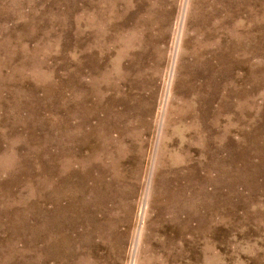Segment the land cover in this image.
Here are the masks:
<instances>
[{
  "label": "rangeland",
  "instance_id": "obj_1",
  "mask_svg": "<svg viewBox=\"0 0 264 264\" xmlns=\"http://www.w3.org/2000/svg\"><path fill=\"white\" fill-rule=\"evenodd\" d=\"M91 1L0 0V264H30L45 255L46 155L50 152L55 172L63 96L71 99L78 82V14L88 12ZM182 5L183 0L139 1L138 16L149 25L141 31L144 42L130 72L135 79L140 76L139 82H152L142 94L152 111L141 112L137 120L142 147L126 151L114 169L119 175L105 220L110 229L102 223L93 238L83 241L86 264H132L133 240L141 227L136 264H264V0L200 2L199 15L207 23L198 21L201 44L188 46L189 60L203 52L204 40L208 51L203 55H218L211 82L220 85L213 104L219 120L207 118L200 137L190 142L192 172L180 182L175 174L167 178L172 186L186 188L176 214L164 209L157 217L165 198L156 192L159 179L151 170L155 120L165 100ZM191 33L187 29L185 39ZM108 46L105 65L99 66L114 79L117 54ZM126 72L113 82H135ZM189 74L179 79L180 87L204 82ZM212 90L207 83L205 94ZM150 177L155 190L148 191Z\"/></svg>",
  "mask_w": 264,
  "mask_h": 264
},
{
  "label": "bare ground",
  "instance_id": "obj_2",
  "mask_svg": "<svg viewBox=\"0 0 264 264\" xmlns=\"http://www.w3.org/2000/svg\"><path fill=\"white\" fill-rule=\"evenodd\" d=\"M139 1L92 0L89 11L81 10L78 14V82H74L71 99L68 95L63 96L59 162L55 172L50 152L46 155L45 214L48 229L43 250L45 255L40 261L31 258L30 264H49L52 260L54 264H70L74 259L73 264H86L81 255L86 243L83 241L93 238L95 228L102 223L105 230L110 227L105 220L111 212L107 204L119 175V170L114 169L120 166L126 151L142 147L137 120L144 116L141 112L152 111L142 96L152 82H139L140 76L137 74L135 79L130 72L137 59L133 56L144 42L141 31L149 25L148 19L138 16ZM200 2L183 0L172 63L166 70L169 82L166 83L165 100L156 115L151 170L157 171L159 179L154 185L156 192L165 198L157 217L164 209L169 214H176L183 201L182 190L186 188L184 185L179 188L172 186L167 178L175 174L180 182L192 172L194 165L189 163L187 153L190 142L200 137L198 130L207 118H212L215 124L219 120V108L214 111L213 104L218 99L220 85L219 82H211V75L213 79L216 77L220 59L214 52L210 57L203 55L208 51L204 40L203 52L195 54L193 61L189 60L188 46L201 44L198 21L207 23V19H201L199 15ZM85 12L88 14L87 35L83 29ZM96 21L102 28L99 35L93 28ZM203 25L206 26L205 23ZM189 28L192 33L185 39ZM107 45L111 49L114 47L117 54L113 60L114 79L109 78V73L102 72ZM125 71L133 76L135 82H113L120 79ZM186 73H190L191 79L201 77L204 82L199 86L195 85L196 82H184L185 86L180 87L182 82L178 81L182 76L185 79ZM207 83L214 89L211 95L205 94ZM63 90L68 91V82L63 83ZM143 125L148 126L149 120H144ZM216 140L219 141L218 138ZM218 147L215 148L216 153H219ZM215 170L219 173L218 163ZM147 184L148 191L154 189L151 177ZM146 205L145 202L141 207L142 220L145 219ZM142 240L141 227L136 230L133 240L132 264H136Z\"/></svg>",
  "mask_w": 264,
  "mask_h": 264
}]
</instances>
